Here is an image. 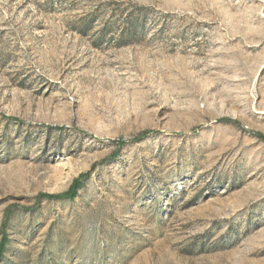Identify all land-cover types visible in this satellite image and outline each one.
Instances as JSON below:
<instances>
[{"label": "rangeland", "instance_id": "rangeland-1", "mask_svg": "<svg viewBox=\"0 0 264 264\" xmlns=\"http://www.w3.org/2000/svg\"><path fill=\"white\" fill-rule=\"evenodd\" d=\"M2 234L0 264H264V0H0Z\"/></svg>", "mask_w": 264, "mask_h": 264}, {"label": "trees", "instance_id": "trees-1", "mask_svg": "<svg viewBox=\"0 0 264 264\" xmlns=\"http://www.w3.org/2000/svg\"><path fill=\"white\" fill-rule=\"evenodd\" d=\"M144 136L145 134H142L141 138H143ZM121 144L123 145L124 143H121ZM84 181H85L84 176L79 177L73 180V182L71 183V185L69 186L68 190L65 193L59 194V195H39L38 199H45L49 201H62V200L72 201L76 197L77 191L83 187ZM7 219H8V214L5 216L3 228L7 222ZM8 241L9 240L6 237V235L2 234L1 240H0V263L3 257L5 256L6 246L8 244Z\"/></svg>", "mask_w": 264, "mask_h": 264}]
</instances>
